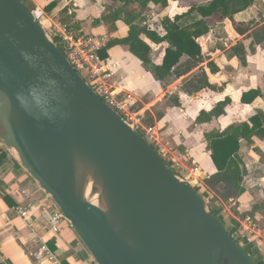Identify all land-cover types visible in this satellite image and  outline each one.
I'll return each mask as SVG.
<instances>
[{"label":"water","instance_id":"obj_1","mask_svg":"<svg viewBox=\"0 0 264 264\" xmlns=\"http://www.w3.org/2000/svg\"><path fill=\"white\" fill-rule=\"evenodd\" d=\"M0 139L97 264H256L22 0H0Z\"/></svg>","mask_w":264,"mask_h":264},{"label":"crops","instance_id":"obj_2","mask_svg":"<svg viewBox=\"0 0 264 264\" xmlns=\"http://www.w3.org/2000/svg\"><path fill=\"white\" fill-rule=\"evenodd\" d=\"M210 1H170L169 7L161 12H158L152 4L137 11L143 12L147 23L163 36L161 19L164 16L174 19L176 16L187 14L190 4L206 5ZM22 2L31 9L41 8L49 23L56 26H62L60 20L64 11L69 15L74 14V22L78 26L76 31L100 38L104 48L115 32L122 36L128 32V27L123 22L111 19L110 14L113 13L111 4L115 6L121 4L123 9L124 4L120 2L114 3L112 0H22ZM263 12L264 0H258L246 11L234 15L233 19L249 25ZM148 13L152 16L149 17ZM201 19V16L194 12L183 18L180 25L187 27ZM98 20L100 23L95 24L94 22ZM87 24L89 28L86 29ZM108 27L111 30H108ZM197 42L202 49L203 63L192 73L169 85L156 81L152 74L144 69L142 63L129 52L128 47L121 45L108 50V58L105 60L109 69L108 79L124 97H130L129 91H133L135 100H132V103L138 109L135 112L139 117L146 112L152 115L154 119L152 127L160 132L164 142L172 151L190 154L206 176L205 187L202 189L203 196L207 194L209 199L217 197L212 211L223 221H230L233 226H238V221L243 218L242 215L252 213L256 206L264 202V175L262 174L260 178V186L250 184L247 187L243 182L242 187L245 191L242 195L230 194L227 197L224 184L218 185L217 191L210 189L206 182L218 171L207 150L205 135L224 131L235 124L247 123L256 111L264 112V50L261 46H257L256 51L252 53L250 48L252 38L238 35L229 19L212 27L211 31ZM239 43L244 44L247 52L245 66L232 53V48ZM167 47L168 45L164 43L153 48V63L157 65L163 63ZM186 59L185 57L182 63ZM110 61L115 62L110 64ZM212 64L214 67H211ZM112 74L115 75V79L111 82ZM196 75L202 82H209L211 87L193 95L185 93L183 90L185 82ZM251 90H259L261 96L252 105H243L241 102L243 95ZM171 98H177L180 107H175L171 103ZM227 98H230L231 103L225 106L224 115L209 122H197L202 112H211ZM164 103L166 106L161 112L163 117L158 120L154 110L159 111ZM235 118L238 120L230 121ZM169 136L176 138L177 146L173 147L167 139ZM239 154L247 169L245 178L250 172L249 158H254L259 164V169L264 172L263 139L254 136L251 142L241 140ZM204 198L206 203L208 199ZM47 202L43 190L23 167L17 154L9 150L0 139V264H49L37 256L34 241L37 234L45 237L50 250L56 254L62 264H97L66 219L61 221L59 233L54 235L49 233L44 220L36 217L29 226L15 209L21 204ZM242 209L244 212H241ZM255 217L259 221L258 224L255 223L258 226L259 223H263V226L258 234L244 237V248L256 264H264V210L257 211Z\"/></svg>","mask_w":264,"mask_h":264},{"label":"trees","instance_id":"obj_3","mask_svg":"<svg viewBox=\"0 0 264 264\" xmlns=\"http://www.w3.org/2000/svg\"><path fill=\"white\" fill-rule=\"evenodd\" d=\"M112 1L114 3L120 2L124 4L121 15H117L114 12H111L110 15L112 20L123 22L125 26L128 27V32L125 36L115 32L108 45L101 50L100 57L103 60H106L108 58V50L114 46L121 45L128 47L129 52L142 63L144 69L152 74L156 81L166 85L192 73L200 67V64L203 63V57L201 46L198 44L197 40L202 36L207 35L212 27H215L226 19L231 20L232 26L238 35L252 38L250 46L252 53L256 51L257 46H261L264 50V25L254 31L251 29L250 25L236 22L233 19L234 15L246 11L258 0H211L206 5L190 4L189 12L187 14L176 16L174 19H171L168 16H164L161 19L163 36H161L154 27L147 23V19L144 17L143 12L129 9V7L133 4H139L143 8H146L152 4L156 7L158 12H161L169 7L170 1L180 2L182 0ZM27 8L30 12L32 11L29 7ZM194 12H197L202 19L193 25L182 27L180 21ZM74 19V14L69 15L67 11H64L60 22L62 26L68 30L76 31L78 30V26L74 22ZM103 19L104 17L102 20ZM94 23L99 24L100 20L95 21ZM53 41L65 51L63 45L59 43L57 38H54ZM164 43L168 45L165 57L163 63L157 65L152 61L153 48L161 46ZM232 53L244 66L247 65V52L244 44H237L232 48ZM185 57L187 59L182 63V60ZM211 67H214V65L212 64ZM210 87L211 84L209 82H202L196 75L191 80L185 82L183 90L185 93L193 95ZM260 96L261 92L259 90H251L243 95L241 102L243 105H252ZM171 103L175 107H180L177 98H171ZM230 103V98H227L224 102L219 103L211 112H202L198 117L197 122H209L213 118L221 117L225 113V106ZM145 115L150 117L153 125L154 119L152 115L149 112H146L140 117L142 118ZM162 117V114L157 115L158 120ZM254 136L264 140L263 111H256L249 118V122L247 123L235 124L224 131L211 132L205 135L207 150L210 152L212 161L218 171L217 174L212 176L206 182V185L210 189L217 191L218 185L224 184V191L226 192L225 194L227 197H229L230 194L242 195L244 193L245 190L242 187V184L247 175V169L241 155L239 154L241 150V140L251 142ZM261 210H264V202L259 206H256L252 213L244 214L242 216H251L258 224L259 221H257L255 214L257 211ZM225 224L231 236L245 250L244 242L237 234L238 226H233L230 221H227ZM229 226H232L233 228L229 229ZM251 259L253 260L252 257Z\"/></svg>","mask_w":264,"mask_h":264},{"label":"built area","instance_id":"obj_4","mask_svg":"<svg viewBox=\"0 0 264 264\" xmlns=\"http://www.w3.org/2000/svg\"><path fill=\"white\" fill-rule=\"evenodd\" d=\"M35 21L44 29L48 37L50 33L59 40L64 47V53L70 64L83 77L92 90L104 100L113 110L123 117L125 122L137 132L143 129L148 143L161 158H169L170 166L177 176L190 185L196 192L205 187L206 176L201 167L194 162L188 153H173L164 142L160 132L155 127L145 128L140 123L139 115L133 110L134 105L129 97H124L122 93L108 81L107 64L100 57V52L104 48L102 40L93 35H86L82 32L68 30L59 25L49 23L44 11L36 7L31 11ZM164 160V159H163ZM183 174L181 177L179 174ZM44 192V191H43ZM48 202L30 205H18L15 209L22 220L29 226L33 224L34 218H40L46 223L49 233L58 234L60 223L65 219L59 208L53 202L51 197L44 192ZM219 217V216H218ZM226 227L225 220L220 218ZM228 227V226H227ZM233 228L229 226V229ZM259 228L251 216H245L238 221L237 234L244 240V237L252 234H258ZM35 245L37 247V256L43 258L49 264H62L59 258L54 254L45 240L44 236H35Z\"/></svg>","mask_w":264,"mask_h":264},{"label":"rangeland","instance_id":"obj_5","mask_svg":"<svg viewBox=\"0 0 264 264\" xmlns=\"http://www.w3.org/2000/svg\"><path fill=\"white\" fill-rule=\"evenodd\" d=\"M111 5H113V8H112V10H113V12L115 13V14H118V15H121L122 14V5L121 4H117L116 6L112 3ZM131 8H135V10H140L141 8H142V6L141 5H138V4H133V5H131L130 7H129V9H131ZM188 8H190V6H188ZM29 9H31V8H29ZM33 10V9H32ZM149 14V17H151L152 15L150 14V13H148ZM148 18V17H147ZM149 20H152V18L150 19V18H148ZM89 24V23H88ZM86 25V29L87 28H89V25ZM249 25H250V27H251V29L252 30H256L257 28H259L258 26H260V25H264V12L263 13H261V15H259L258 16V18L254 21V22H252V23H249ZM113 29V28H112ZM108 30H111L109 27H108ZM50 38H51V40H53L55 37H54V35L53 34H51L50 33ZM260 48V47H259ZM136 60V59H135ZM112 62H115V61H112ZM111 61L109 62L110 64L112 63ZM132 67H134L133 65H132ZM85 79V78H84ZM113 79V80H112ZM114 79H115V75H113L112 74V77H111V79H110V81L112 82V81H114ZM86 80V79H85ZM108 81H109V79H108ZM162 84H164V83H162ZM165 85V84H164ZM132 91V90H131ZM131 91H129V93H131L130 94V101H131V103H132V100H135V97H134V94H133V91L131 92ZM166 105H165V103L160 107L161 109L159 110V111H156V110H154L155 111V113H156V115H160L161 114V112L163 111V109H164V107H165ZM134 110L136 111V110H138L137 109V106H135L134 107ZM235 120H238V118H235V119H233V120H230V121H235ZM140 123L142 124V126L143 127H145V128H150V127H152V122H151V120H150V117H147L146 115L144 116V117H140ZM141 130V134L143 135L145 132L143 131V129H140ZM167 139L171 142V144L173 145V147H175V146H177V144H178V141L176 140V138L175 137H172V136H169V137H167ZM171 147H169V149H170ZM178 149L179 150H181V151H183L182 149H180V147H178ZM171 150V149H170ZM172 151V150H171ZM176 152V151H175ZM174 151H173V153H175ZM179 153V152H178ZM158 155H160L161 156V154L160 153H158ZM162 159H164V161L168 164V166H172V163L169 161L170 159L169 158H167V159H165V158H163L162 157ZM249 160H250V162H251V166H250V168H249V170H250V172H249V174H248V176L245 178V181H244V183H245V186H247V187H249L250 186V184H258L257 186H260L259 184H260V178H261V176H263L264 175V172H263V170L262 169H259V164L256 162V160L254 159V158H249ZM178 174H179V171H178ZM263 174V175H262ZM181 177H184V175L183 174H179ZM197 190V189H196ZM199 192L198 193H200V195H202L201 197L203 198V199H205L204 197H209L207 194L206 195H204L203 196V194H202V191L203 190H198ZM208 200H206V203H207V206H208V208H209V210H212V208L215 206V204H213L214 202H215V199H217V197H213V199H209V198H207ZM244 209H242V211L241 212H244L243 211ZM260 225L258 226L259 227V229H261L262 228V226H263V223H259Z\"/></svg>","mask_w":264,"mask_h":264},{"label":"bare ground","instance_id":"obj_6","mask_svg":"<svg viewBox=\"0 0 264 264\" xmlns=\"http://www.w3.org/2000/svg\"><path fill=\"white\" fill-rule=\"evenodd\" d=\"M86 196L88 200H90L91 202H95L94 200H96V195L94 194L90 186L87 188Z\"/></svg>","mask_w":264,"mask_h":264}]
</instances>
